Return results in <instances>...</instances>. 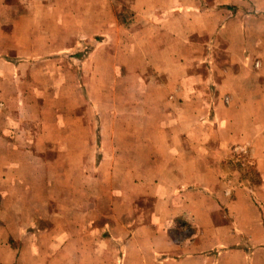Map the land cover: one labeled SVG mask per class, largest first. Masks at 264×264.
I'll return each instance as SVG.
<instances>
[{"label":"crops","instance_id":"crops-1","mask_svg":"<svg viewBox=\"0 0 264 264\" xmlns=\"http://www.w3.org/2000/svg\"><path fill=\"white\" fill-rule=\"evenodd\" d=\"M0 264H264V0H0Z\"/></svg>","mask_w":264,"mask_h":264}]
</instances>
